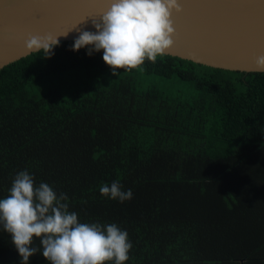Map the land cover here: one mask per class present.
Wrapping results in <instances>:
<instances>
[{
	"label": "trees",
	"instance_id": "trees-1",
	"mask_svg": "<svg viewBox=\"0 0 264 264\" xmlns=\"http://www.w3.org/2000/svg\"><path fill=\"white\" fill-rule=\"evenodd\" d=\"M73 43L0 69V199L27 170L127 231L125 264H264V72L165 54L113 76ZM113 181L133 198L102 196ZM0 264H21L2 226Z\"/></svg>",
	"mask_w": 264,
	"mask_h": 264
},
{
	"label": "clouds",
	"instance_id": "clouds-1",
	"mask_svg": "<svg viewBox=\"0 0 264 264\" xmlns=\"http://www.w3.org/2000/svg\"><path fill=\"white\" fill-rule=\"evenodd\" d=\"M181 11L178 0H113L99 22L93 20L96 32H81L70 50L87 48L89 56L102 50L113 76L121 69L138 68L146 60L156 63L174 44L172 16ZM58 44L57 37L50 35L30 36L25 41L27 50H43L44 57L51 56ZM255 68L264 72V55L255 58ZM99 191L120 203L133 198V191L123 190L119 181L101 185ZM68 199L47 183L36 186L27 170L15 175L9 195L0 199V226L11 235L21 264H29L37 253L48 264H125L133 247L127 231L115 223L80 222L78 214L69 211ZM34 238L39 239V247L33 246Z\"/></svg>",
	"mask_w": 264,
	"mask_h": 264
},
{
	"label": "water",
	"instance_id": "water-1",
	"mask_svg": "<svg viewBox=\"0 0 264 264\" xmlns=\"http://www.w3.org/2000/svg\"><path fill=\"white\" fill-rule=\"evenodd\" d=\"M113 0H0V69L32 52L30 36L75 40ZM173 46L165 54L210 67L258 72L264 55V0H178ZM79 31H78V30ZM67 33L66 36H62Z\"/></svg>",
	"mask_w": 264,
	"mask_h": 264
},
{
	"label": "rangeland",
	"instance_id": "rangeland-1",
	"mask_svg": "<svg viewBox=\"0 0 264 264\" xmlns=\"http://www.w3.org/2000/svg\"><path fill=\"white\" fill-rule=\"evenodd\" d=\"M67 79L63 78V79H54V83L55 84H60V83H63L65 82Z\"/></svg>",
	"mask_w": 264,
	"mask_h": 264
}]
</instances>
